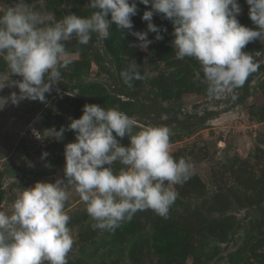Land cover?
Wrapping results in <instances>:
<instances>
[{
	"label": "rangeland",
	"instance_id": "374dc122",
	"mask_svg": "<svg viewBox=\"0 0 264 264\" xmlns=\"http://www.w3.org/2000/svg\"><path fill=\"white\" fill-rule=\"evenodd\" d=\"M14 2L0 0V14ZM25 2L41 13L45 23H55L68 14L90 16L87 6L74 12L75 0H57L55 5L47 0ZM238 4L240 24L257 30L246 0ZM152 23L163 39H155L147 21L145 28L138 29L148 32L152 43L147 50L137 47L143 73H149L147 79L135 83L132 93L137 100L129 102L130 96L122 95L118 65L94 33L93 49L92 40L87 45L78 44L75 37L65 42L73 62L61 69V80L45 94V102L25 99L18 106L9 102L0 110V207L10 212L18 193L37 182L63 178L66 183L65 146L76 140L75 132L67 130L71 120L83 115L85 104L117 108L135 118L136 131L149 125L168 126L171 154L176 159L190 158L193 172L183 185L172 186L179 195L167 219L152 210L137 211L115 231L94 230L95 221L85 203L68 186L65 211L74 238L68 264H169L170 255L183 247L191 252L185 264H264V42L257 39L243 49L260 67L235 90V100L231 96L210 98L202 79L197 80L201 92H173L169 100L156 98L152 91L164 79L176 77L179 71L196 79L200 65L191 57L176 58L170 20L154 13ZM127 38L125 46L140 43L133 35ZM83 49L85 54L80 52ZM10 80L22 77L11 74L0 59V83ZM12 92L19 94L18 87L6 86L0 97ZM48 122L54 130L47 129ZM62 127L66 130L61 137L55 132ZM117 139L124 146L130 143L127 136ZM112 167L118 172L123 166L117 162ZM158 229L167 231L165 243L159 242Z\"/></svg>",
	"mask_w": 264,
	"mask_h": 264
},
{
	"label": "clouds",
	"instance_id": "9594fccd",
	"mask_svg": "<svg viewBox=\"0 0 264 264\" xmlns=\"http://www.w3.org/2000/svg\"><path fill=\"white\" fill-rule=\"evenodd\" d=\"M246 2L257 30L240 24L238 0H139L151 5L142 19L148 22V31L156 33V40L163 36L152 23L154 13L173 23L175 56L198 61L195 78L207 82V95L233 100L235 90L260 67L243 49L257 39L264 42V0ZM87 7L94 10L90 16L68 14L55 23H45L25 0H15L0 14V59L11 74L22 77L0 83V90L6 86L19 89V94L0 97V110L9 102L18 106L25 99L45 102V94L61 80V69L73 62V53L65 45L73 37L80 45H87L94 33L108 39L115 22L123 33L127 29L140 41L131 47L147 50L152 43L148 32L132 31L136 0H89ZM125 59L128 63L120 76L132 88L134 81L147 79L149 73L141 74L140 65ZM136 123L117 108L84 105L83 115L67 126L76 134L75 142L65 146L67 182L63 178L37 182L18 193L10 212L0 207V264H68L74 244L65 211L68 186L85 203L95 221L94 230L115 231L137 211L152 210L168 218L179 195L172 186L190 179L193 164L190 158L176 159L171 154L168 126L149 125L136 131ZM65 130L54 132L62 137ZM125 136L130 140L128 146L117 139ZM117 162L123 166L118 172L112 167Z\"/></svg>",
	"mask_w": 264,
	"mask_h": 264
},
{
	"label": "trees",
	"instance_id": "16d2710c",
	"mask_svg": "<svg viewBox=\"0 0 264 264\" xmlns=\"http://www.w3.org/2000/svg\"><path fill=\"white\" fill-rule=\"evenodd\" d=\"M50 2V5H55L57 0H47ZM131 2V0H130ZM137 2V14L135 16L132 17L133 20V29L132 31H138L139 28H142L146 26V24L144 25V20L142 19L143 14L145 12L146 8L151 7V5H143L141 3H139V0H136ZM89 4V0H75V8H74V12H79L81 10V8L85 7ZM86 14L87 15H91V12H93L94 10L91 9L90 7L86 8ZM99 10V9H97ZM90 11V12H89ZM108 19L111 20V14H109ZM110 36L108 39H103L104 45H105V49L106 52L109 56H112L111 59H113V61H115L118 65L117 67V75L120 78V82H121V86L123 87V93L122 95L125 97L130 96V101H134L137 100L136 95L134 93H132V91L135 88V83H137V81H134L133 84L134 86L132 88H129L127 85L124 84L121 76H120V72L122 71L123 68L126 67L125 65V57H128L130 60L135 59V62L140 65V70H141V74H143V68H142V54L137 52V47H131L130 45L125 46L123 43L125 42V40H127L128 35H131V33L125 29L124 33L118 28V26L115 24V22L111 23L110 25ZM92 41L90 42V46L91 48L94 45V40L91 39ZM66 45V44H65ZM69 45V44H68ZM67 48V45H66ZM93 49V48H92ZM82 54H85L84 49L82 51H80ZM128 63V62H127ZM194 63V61H193ZM198 64V63H196ZM198 81L196 79H189V76H185L183 75L180 71L178 72V74L176 75V77H172V78H168V80L164 79L162 85L158 88V89H153L152 93L155 95L156 98H164V99H170V94L173 92H178L181 93L183 91H187V92H201L202 91V87L198 86ZM89 90L91 91V89L89 88ZM88 91V90H87ZM128 91H131V93H129L130 95H128ZM86 92V90L84 91ZM82 92L81 95H84ZM89 92V91H88ZM100 93V92H99ZM127 94V95H126ZM73 100V99H72ZM68 103H70L71 105H73V107H78V105H76V102H71V100L67 101ZM76 107V108H77ZM79 109V108H78ZM79 111V110H78ZM47 125V129H53L51 128V124L48 122L46 123ZM160 238H159V242L161 241L162 243H165V237L167 236V231H163L161 229L157 230ZM165 235V236H164ZM187 236V235H186ZM184 236V238L186 237ZM163 237V238H162ZM190 251L187 249V247H183V250L180 251L179 253L173 252L172 258L169 260V264H185V259L188 255H190Z\"/></svg>",
	"mask_w": 264,
	"mask_h": 264
}]
</instances>
